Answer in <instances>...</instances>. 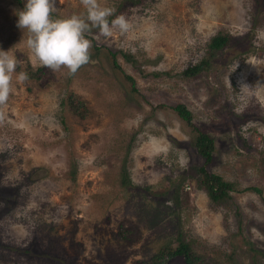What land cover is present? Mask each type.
I'll return each instance as SVG.
<instances>
[{"label":"rangeland","instance_id":"374dc122","mask_svg":"<svg viewBox=\"0 0 264 264\" xmlns=\"http://www.w3.org/2000/svg\"><path fill=\"white\" fill-rule=\"evenodd\" d=\"M98 2L119 7L109 22L124 15L129 28L108 37L93 28L90 61L72 75L31 58L15 14L26 0H0V50L16 57V74L40 70L23 83L14 74L0 106V264H139L182 239L197 264H264V0ZM56 7L54 16L85 13L80 0ZM218 33L229 38L223 57L180 76ZM176 103L214 140L206 169L260 192L232 191L214 205L194 186L203 158L191 129L170 108L152 109Z\"/></svg>","mask_w":264,"mask_h":264},{"label":"clouds","instance_id":"9594fccd","mask_svg":"<svg viewBox=\"0 0 264 264\" xmlns=\"http://www.w3.org/2000/svg\"><path fill=\"white\" fill-rule=\"evenodd\" d=\"M85 13L70 17L54 16L58 12L56 0H26L23 9L16 11L17 27L27 33L24 41L34 62L53 71L66 68L74 75L90 61L91 40L86 38L93 28L99 35L108 37L114 28L127 31L129 24L124 15L116 16L109 22L114 10L103 7L98 0H80ZM18 61L11 50H0V106L6 105L12 92L15 74L17 82L28 79L26 72L16 74ZM241 90L250 87L241 83ZM3 113L0 112V120Z\"/></svg>","mask_w":264,"mask_h":264},{"label":"trees","instance_id":"16d2710c","mask_svg":"<svg viewBox=\"0 0 264 264\" xmlns=\"http://www.w3.org/2000/svg\"><path fill=\"white\" fill-rule=\"evenodd\" d=\"M129 1L133 4H137L140 0ZM116 11H120V8L118 7ZM116 13L113 15H116ZM112 16L108 17L109 21L111 20ZM228 45L229 38L227 35L221 33L214 35L208 43V54L203 56L197 63L182 70L179 75L183 76L184 78H192L198 76L202 71L210 70L215 65V63L223 57L222 53L225 52V48ZM116 54V51H110V61L114 69L120 70V65L116 59ZM123 55L127 57L126 54L123 53ZM39 71V69L32 70L31 68H27L25 70L28 77L30 78L40 76ZM120 72L122 73L124 79L130 84L131 90L137 92L134 78L126 74L123 70ZM154 75H157V73ZM67 102L71 112L81 118L85 116L86 109L81 99L72 95L68 98ZM163 108H170L173 112H175L178 118L191 129L193 146L197 150L198 155L203 158V164L195 167L196 169L194 173H191V178L195 180L194 186L206 193L209 200L211 201V204L220 205L224 202L231 201V192L236 190L238 191L245 189L260 192L258 188L253 186L238 188L234 182L227 181L220 175L208 171L205 165L212 159V153L214 150L213 138L208 133L201 130L193 122L192 112L184 104L176 103L170 106L167 104H158L153 106L152 109ZM129 182L130 180L127 175V171L124 168L122 171V183L127 185ZM185 184H189V181H187ZM178 255L184 258L186 264H197L201 260L200 255L193 250L191 242L182 239L178 240L177 244L175 245L171 243H165L159 246L154 253H152L145 260L140 261L139 264H165L168 259Z\"/></svg>","mask_w":264,"mask_h":264}]
</instances>
